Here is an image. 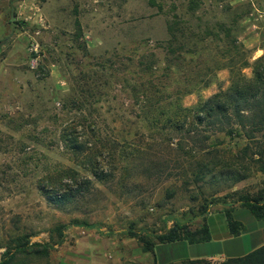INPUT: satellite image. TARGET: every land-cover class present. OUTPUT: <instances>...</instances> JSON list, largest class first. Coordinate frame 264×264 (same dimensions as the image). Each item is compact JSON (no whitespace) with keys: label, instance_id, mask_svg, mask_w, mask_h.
<instances>
[{"label":"rangeland","instance_id":"rangeland-1","mask_svg":"<svg viewBox=\"0 0 264 264\" xmlns=\"http://www.w3.org/2000/svg\"><path fill=\"white\" fill-rule=\"evenodd\" d=\"M261 57L264 0H0V261L9 249L7 264H125L145 251L124 231L154 241L175 222L194 231L208 204L239 208L249 228L256 219L236 201L264 196V129L248 123L260 118ZM167 58L181 64L177 83L189 91L182 108L233 82L246 86L253 104L241 110L245 126L229 109L188 116L178 130L166 122L178 114L169 96L159 104L164 114L137 105L125 72ZM74 89L77 106L89 102L81 111L71 106ZM70 123L83 153L61 141ZM73 220L115 235L69 225L46 255L16 250L13 240L24 235L43 250L51 229Z\"/></svg>","mask_w":264,"mask_h":264},{"label":"trees","instance_id":"trees-1","mask_svg":"<svg viewBox=\"0 0 264 264\" xmlns=\"http://www.w3.org/2000/svg\"><path fill=\"white\" fill-rule=\"evenodd\" d=\"M194 50L190 51V54L193 55ZM175 58H178L175 57ZM259 67L255 66V79L259 82V87L257 88L256 93L254 96H258L254 103H259V119L258 121L250 122L248 117H244L241 113L243 109H252L253 102L249 101L248 91L249 89L246 86H241L236 82L231 84V87L228 88L225 92H220L215 94L214 97L206 99L202 105L187 109L182 108L180 104V97L184 93H188V89L186 85L179 86L177 83V78L183 74L181 72V64H178L174 67L169 58H167V62L163 67H157L153 63L149 65H145L144 68L139 70L132 69L125 72V81L127 82L128 86H130L131 91L134 92L132 96L133 101L139 105L140 102H143L147 107V112H153L157 110V112H161L164 114V109L160 107L161 98L168 97L170 106L174 105V112L178 114L172 113L169 115L167 113V121L166 122H173L171 125L175 129H182L186 123L187 117L190 116L193 119L200 120L204 116H212L221 114L223 112H227L229 109H232L235 116L237 117V122L240 125L245 126L242 118L248 119V123L251 125L252 129H264V62L263 58L261 57L257 61ZM256 63V64H257ZM255 64V65H256ZM174 68V69H173ZM96 73V72H95ZM94 74V73H93ZM130 81L136 82L135 85H130ZM175 81L177 87L173 89H169V85ZM77 88V87H76ZM128 90V91H129ZM253 95V93H252ZM80 95L74 89V98L71 101V106H75L80 101ZM175 100H172V98ZM79 99V100H78ZM89 102H81V105L74 107V110L81 111L82 108ZM86 104V105H85ZM262 104V105H261ZM66 107L65 105H63ZM82 106V107H81ZM194 114L189 115L188 113ZM203 116V117H202ZM174 118V119H172ZM72 122V121H71ZM61 141L66 145L71 151L76 154L85 152V147L82 142H79L78 139H74L71 137H76V126L75 124H66L63 129L61 130ZM76 135V136H75ZM94 160V158H93ZM89 164V163H88ZM47 197L51 202H56V204H60L63 198L58 195H51L46 194ZM236 202L240 203V206L245 207L248 211L252 214L255 219L264 218V196L259 195L258 197H249V196H240ZM208 205L204 206L201 210V215L203 216V223L199 229L194 231H190L189 228L185 225H182L178 222H175L174 225L168 229H166L162 233H153L152 237L155 239H149L137 231H134L133 228L124 231L129 237H136L142 243V249L145 252H150L153 255L154 261L153 264H157L156 256L154 247L156 243H168L177 240H186L189 244H198L207 242L209 240V231L207 228L206 221L204 220V216L208 213ZM232 207L228 208L225 211V215L228 221V226L230 232L233 235H238L242 230L243 226L242 223L238 220L234 219L232 215ZM69 225L80 226L83 228H97L102 234L105 235H115L113 231H102L100 227L94 224H89L85 221L73 220L71 223H58L55 225L50 231V240L43 243V250H40L41 244L38 242L30 243L29 235H24L19 239H14L15 248L17 251H25L26 248L29 246V249L32 253H38L46 255L48 250L51 249L55 244L60 245L64 241L65 237V230ZM9 247V246H8ZM7 247V248H8ZM10 250L4 253V259L0 261V264H7V259L10 256ZM194 260H203V259H194ZM218 264H264V246L261 248L256 249L255 251L240 257V258H229L222 260Z\"/></svg>","mask_w":264,"mask_h":264},{"label":"crops","instance_id":"crops-1","mask_svg":"<svg viewBox=\"0 0 264 264\" xmlns=\"http://www.w3.org/2000/svg\"><path fill=\"white\" fill-rule=\"evenodd\" d=\"M228 207L225 205H216L208 208V213L204 216L209 231V240L207 242L189 244L186 240H177L168 243H156L154 247L157 264H176L177 262L187 259H220L243 257L258 248L264 246V218L251 221V226L245 224L246 220L242 217V213L235 212L239 210L237 207L232 208L234 219L242 223V230L238 235L230 232L225 211ZM234 212V213H233ZM201 244L206 246L205 251L192 250L194 246ZM91 249V248H89ZM96 249H99L96 247ZM139 249V248H137ZM95 250V247L92 248ZM99 251V250H98ZM98 251L91 253L92 258L99 257ZM179 251V254L177 252ZM100 254V253H99ZM125 264H153L154 258L150 252L140 253L136 250V254L123 259Z\"/></svg>","mask_w":264,"mask_h":264},{"label":"built area","instance_id":"built-area-1","mask_svg":"<svg viewBox=\"0 0 264 264\" xmlns=\"http://www.w3.org/2000/svg\"><path fill=\"white\" fill-rule=\"evenodd\" d=\"M32 64H34V62L32 61Z\"/></svg>","mask_w":264,"mask_h":264}]
</instances>
